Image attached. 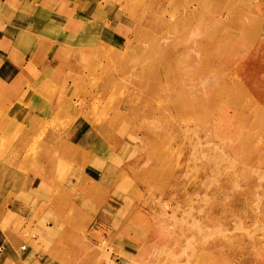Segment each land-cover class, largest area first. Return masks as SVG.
<instances>
[{"label": "rangeland", "instance_id": "374dc122", "mask_svg": "<svg viewBox=\"0 0 264 264\" xmlns=\"http://www.w3.org/2000/svg\"><path fill=\"white\" fill-rule=\"evenodd\" d=\"M88 1L67 105L19 144L7 237L57 264H264V35L240 41L258 0Z\"/></svg>", "mask_w": 264, "mask_h": 264}, {"label": "crops", "instance_id": "0c3cea01", "mask_svg": "<svg viewBox=\"0 0 264 264\" xmlns=\"http://www.w3.org/2000/svg\"><path fill=\"white\" fill-rule=\"evenodd\" d=\"M88 3V0H0L1 220L9 215L8 209L12 215L23 216L22 208L14 210V205H11L4 211L2 204L8 200V187L21 184L19 156L24 155L26 150L22 146L43 122L57 112L58 107L66 103L64 88L67 89L74 76L79 74L78 69L73 68V61L82 51V47L76 45L78 39L83 42L89 32L88 14L92 12L88 10ZM99 7L94 9L99 11ZM255 11L257 14L248 13V21H241L240 41L246 44L254 43L264 35V0H258ZM92 17L95 21L99 20V15ZM96 26L94 22L90 27ZM56 90L59 92L53 93ZM20 128L22 130L18 134ZM85 134L81 131V138ZM20 143L23 145L19 146ZM10 144L11 147L6 150ZM79 146L82 151L89 150L88 145ZM14 155L18 159L12 157ZM51 161L49 159V165L55 162ZM87 178L97 180L92 173L87 174ZM58 202L65 204L63 216L67 218L73 203L72 195L65 194L64 199ZM99 211H96V216ZM91 231L100 233L103 230ZM7 233L0 224V236L5 235V242L0 244V264H57L56 260H48L41 254L31 258L30 248L25 250V245L21 248L17 239H10Z\"/></svg>", "mask_w": 264, "mask_h": 264}]
</instances>
